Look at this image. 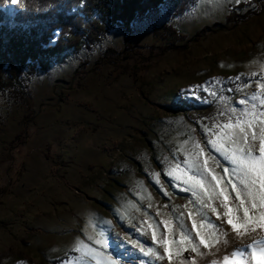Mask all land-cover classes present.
<instances>
[{
	"label": "rangeland",
	"instance_id": "rangeland-1",
	"mask_svg": "<svg viewBox=\"0 0 264 264\" xmlns=\"http://www.w3.org/2000/svg\"><path fill=\"white\" fill-rule=\"evenodd\" d=\"M231 10L243 15L233 26L227 22ZM164 24L188 39L162 50L165 40L153 29ZM125 36L116 27L100 43L63 51L48 70L25 78L19 86L24 95L0 91V264H97L75 251L78 241L119 264H170L145 256L130 241L162 252L151 242L152 229L141 235L136 227L152 217L166 235L160 221L171 218L175 225V216L167 215L173 206L185 214L195 209L188 203L191 193L167 176L170 187L161 171L176 163L183 168L193 140L203 147L208 139L205 126L226 123L229 109L244 107L241 99L252 103L255 81L264 75V0H167L134 23L128 58L122 55ZM109 48L115 52L107 56ZM191 105L203 108L195 112ZM154 173L170 197L155 184ZM185 223L190 227L187 215ZM223 230L227 244L201 246V256L189 248L171 264L193 258L196 264H222L225 256L250 251L247 245L264 234L257 229L240 239L226 223ZM179 231L175 225L173 239ZM102 232L106 249L94 243Z\"/></svg>",
	"mask_w": 264,
	"mask_h": 264
},
{
	"label": "snow or ice",
	"instance_id": "snow-or-ice-1",
	"mask_svg": "<svg viewBox=\"0 0 264 264\" xmlns=\"http://www.w3.org/2000/svg\"><path fill=\"white\" fill-rule=\"evenodd\" d=\"M257 75L256 72L251 73L253 77ZM235 79L239 80L240 77ZM216 83H220V80L216 79ZM255 83L258 85V91L252 93L251 104L249 99H241L239 104L244 107L229 109L231 115L228 116L226 123L214 125L213 128L205 126L204 131L208 134L207 145L210 146L208 153L199 141L193 140L192 150L185 154L186 158L182 162L184 167L176 163L166 171L170 179L177 181L174 186L191 193L194 199L188 203L194 204L195 209L185 214L179 210V206H173L174 213L167 214L170 217L175 216V225H178L180 230L178 240L173 239L175 226L173 219L160 221L167 230L165 235L158 231L159 224L145 213L147 220H152V223H148L147 220L141 221L136 231L141 235H147L146 229H152L151 242L158 243L162 249L161 252L155 247L145 248L138 241H130L145 256L156 260L167 258L171 264V261L189 248L196 256L204 255L201 246L211 250L216 244L228 243L229 233L223 230L225 223L240 239L256 233L257 229L264 231V75H260V79ZM197 87L208 90L207 86ZM244 87L251 85L246 84ZM187 143L188 141H185V144ZM212 151L216 155H212ZM217 155L221 159H217ZM221 160L229 166L225 167ZM216 168H220L224 175L217 172ZM153 176L155 184L160 186L165 196L170 197V193L161 184L160 173H154ZM232 192L235 193L234 200L231 197ZM216 201L219 202V206L215 205ZM148 207L151 208L152 204ZM164 207L167 208L168 205ZM183 207L187 208L188 205ZM219 209H222V212ZM209 211L215 214L216 219L220 221L219 224L213 222ZM155 215L160 216V211L157 210ZM185 215L191 219L190 227L185 223ZM88 240L92 241L93 237L89 236ZM94 243L104 249L109 247V240L103 232ZM247 247L251 248V253L245 259H241L246 256L245 251L238 250L232 253L231 257H223L222 264H252L253 261L255 264H264V235L254 237L253 242ZM75 251L86 257L95 258L97 264H119L111 255H106L84 241L77 242ZM64 264H72V261H65ZM190 264H196L195 258ZM211 264L218 262L213 260Z\"/></svg>",
	"mask_w": 264,
	"mask_h": 264
},
{
	"label": "trees",
	"instance_id": "trees-1",
	"mask_svg": "<svg viewBox=\"0 0 264 264\" xmlns=\"http://www.w3.org/2000/svg\"><path fill=\"white\" fill-rule=\"evenodd\" d=\"M166 1L0 0V91L18 95L25 78L37 71L48 70L55 56L67 49L100 43L116 27L126 35V48L122 55L130 57L134 45L128 43V36L134 23L158 10ZM242 16L231 10L227 22L233 26ZM206 29L208 27L202 32ZM153 30L157 39L165 40L161 47L164 51L177 48L179 41L188 39V35L171 25L156 26ZM114 52L109 48L106 55ZM191 108L201 112L203 107L191 105ZM28 119L27 113L23 122L26 124ZM203 147L208 153L210 146L206 138L203 139ZM211 154L216 155L214 151ZM161 174L172 187L163 170Z\"/></svg>",
	"mask_w": 264,
	"mask_h": 264
},
{
	"label": "bare ground",
	"instance_id": "bare-ground-1",
	"mask_svg": "<svg viewBox=\"0 0 264 264\" xmlns=\"http://www.w3.org/2000/svg\"><path fill=\"white\" fill-rule=\"evenodd\" d=\"M262 235H264V234H257V235L255 236V238H259V237L262 236ZM245 253H246V256H245V257H242L241 259H245V258L247 257V255H249V254L251 253V249H250V251L245 252Z\"/></svg>",
	"mask_w": 264,
	"mask_h": 264
},
{
	"label": "crops",
	"instance_id": "crops-1",
	"mask_svg": "<svg viewBox=\"0 0 264 264\" xmlns=\"http://www.w3.org/2000/svg\"><path fill=\"white\" fill-rule=\"evenodd\" d=\"M124 113H125V115L127 114L126 112H124ZM125 115L123 116V118H122V117H119V118L117 119L118 121H116V122L119 124L120 122L125 121L126 118H127ZM122 123H123V122H122Z\"/></svg>",
	"mask_w": 264,
	"mask_h": 264
}]
</instances>
